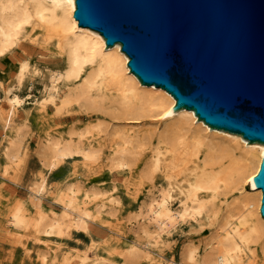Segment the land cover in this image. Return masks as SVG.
I'll return each mask as SVG.
<instances>
[{"label": "bare ground", "instance_id": "bare-ground-1", "mask_svg": "<svg viewBox=\"0 0 264 264\" xmlns=\"http://www.w3.org/2000/svg\"><path fill=\"white\" fill-rule=\"evenodd\" d=\"M75 9V0H0V115L12 116L2 123L0 168L3 160V177L13 168L29 179L26 200L5 209L0 202L9 236L29 257L22 238L33 230L39 264H105L92 227L118 215V198L98 188L79 199L69 182L53 189L61 171L97 166L102 157L108 171L123 172V212L137 235L117 252L118 264H154V254L174 253L173 236L185 229L188 243L170 264H264L263 193L254 184L264 144L173 109L169 92L128 71L121 44L105 49L103 35L78 26ZM21 117L44 124L35 170L23 127L14 124ZM85 119L94 121L57 128ZM54 195L58 211L46 208ZM78 231L90 239L85 251L66 246Z\"/></svg>", "mask_w": 264, "mask_h": 264}, {"label": "water", "instance_id": "water-1", "mask_svg": "<svg viewBox=\"0 0 264 264\" xmlns=\"http://www.w3.org/2000/svg\"><path fill=\"white\" fill-rule=\"evenodd\" d=\"M78 26L121 44L141 85L210 126L264 144V0H75ZM254 184L262 190L264 155Z\"/></svg>", "mask_w": 264, "mask_h": 264}, {"label": "rangeland", "instance_id": "rangeland-1", "mask_svg": "<svg viewBox=\"0 0 264 264\" xmlns=\"http://www.w3.org/2000/svg\"><path fill=\"white\" fill-rule=\"evenodd\" d=\"M41 86V85H38ZM34 94H37L35 90ZM0 115V138L1 134L4 131L2 123L4 121L11 120L12 116L8 113L4 118ZM94 119H85L83 121L76 122H67L59 123L57 128L66 130L71 126L76 127H86ZM14 124L17 126L23 127L25 135L31 145V150L29 151L28 159H31L33 170L37 167L38 154L35 152L38 148L40 140V131L43 129L44 124H33L32 122L26 121L25 118H15ZM36 129L34 132L32 129ZM2 145L0 144V147ZM1 157V154H0ZM104 158H100V166L92 164L88 167H71L66 168V170L61 171L56 176V187L54 191L62 190L66 182L72 183L73 186L80 189L79 199H84V195L89 193L92 189H97L107 191L108 194L113 193L119 200L118 205V215L116 217H107L103 219L101 224L93 225V232L95 241L98 244V251L105 255L106 259L105 264H118L122 261V257L117 254L121 250H125L134 240H136L137 235L134 229L129 230L128 228L132 227L131 222L134 220H129L128 215L123 212V207H128V201L125 202L123 206V172L122 171H113L111 173L109 170V165L107 162H103ZM2 166L0 168V202L4 205V209L7 206L9 201L10 206L13 205L17 200L22 201L26 200L28 197V190L24 189L22 185L29 181L27 177H17L13 168H9L7 177H3V169L7 166L4 161H1ZM65 173L62 175V173ZM17 179V180H16ZM16 180V182L14 181ZM115 187V188H114ZM114 188V190H112ZM57 195H54L50 199L45 200L46 208L49 210H60L61 207L56 201ZM3 208L0 206V212ZM50 212V211H49ZM1 215V213H0ZM0 217V264H39L38 263V253L34 247L35 242V233L33 230L24 231L23 240L27 242L29 250V257L26 256L24 252V247L17 243V240L14 239V236H9V229L5 221H2ZM205 234H203L204 236ZM190 236L188 229H185L184 232L174 235L173 244H175L172 250H166L163 255H155L156 258L153 262L154 264H170L172 256H179L181 253L182 247L188 243V237ZM90 239H88L82 232H75L72 234V237L66 243L67 248L70 249H80V251H85L89 246ZM101 245V246H100ZM44 247V246H43ZM113 252L116 255H113ZM92 257L95 255L92 253ZM94 260V259H91ZM142 264H152L151 262H144Z\"/></svg>", "mask_w": 264, "mask_h": 264}]
</instances>
